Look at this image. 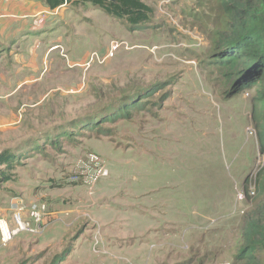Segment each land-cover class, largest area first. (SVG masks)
Listing matches in <instances>:
<instances>
[{
    "label": "rangeland",
    "instance_id": "374dc122",
    "mask_svg": "<svg viewBox=\"0 0 264 264\" xmlns=\"http://www.w3.org/2000/svg\"><path fill=\"white\" fill-rule=\"evenodd\" d=\"M178 2L173 18L150 5L152 22L137 30L90 4L64 21L67 57L53 58L76 63L75 91L0 131V151L17 158L0 208L23 193L54 220L0 244V264H52L68 248L62 264H233L246 245L264 166L254 92L226 96L209 60L215 13L205 0Z\"/></svg>",
    "mask_w": 264,
    "mask_h": 264
},
{
    "label": "trees",
    "instance_id": "16d2710c",
    "mask_svg": "<svg viewBox=\"0 0 264 264\" xmlns=\"http://www.w3.org/2000/svg\"><path fill=\"white\" fill-rule=\"evenodd\" d=\"M42 1L52 10L66 4L73 7L90 4L134 30L150 24L155 14L153 7L143 0ZM205 7L215 13L207 15L214 25V47L209 60L216 66L222 81H226L229 90L225 94L228 98L244 90L254 92L251 99L252 120L259 152L264 155V0H205ZM241 75L242 80L237 83ZM16 160L12 150L1 151L0 191L4 184L16 179ZM254 187L251 198L255 197L260 208L247 223L246 245L236 255L233 264H264V166L256 174ZM72 250L68 248L52 264H62L64 256Z\"/></svg>",
    "mask_w": 264,
    "mask_h": 264
},
{
    "label": "crops",
    "instance_id": "0c3cea01",
    "mask_svg": "<svg viewBox=\"0 0 264 264\" xmlns=\"http://www.w3.org/2000/svg\"><path fill=\"white\" fill-rule=\"evenodd\" d=\"M143 1L152 6L157 1L162 15L172 18L170 12H180L177 2H182ZM164 8L169 13H164ZM84 9L92 10L89 4H66L52 10L42 0H0V131H11L12 125L22 124L28 109L42 107L54 93L75 91V70L70 66L76 63H68L66 69L53 58V53L60 52L58 57L66 59L68 47L64 38L69 33L64 21L72 14L80 16ZM15 194L29 200L23 193ZM19 199L11 200L8 211L0 208V217L11 216L12 205ZM23 235L26 238L30 234Z\"/></svg>",
    "mask_w": 264,
    "mask_h": 264
},
{
    "label": "built area",
    "instance_id": "2783aa9c",
    "mask_svg": "<svg viewBox=\"0 0 264 264\" xmlns=\"http://www.w3.org/2000/svg\"><path fill=\"white\" fill-rule=\"evenodd\" d=\"M122 43H115L114 48L117 49L123 45ZM64 56L66 57V54ZM93 161L100 162V159L97 156H93ZM97 173L99 177L107 175V171L103 167ZM99 177L97 176L93 179L94 183L92 185L95 184ZM11 213L10 222L5 218H0V244L2 248H6L22 234L40 235L47 225L53 222L55 216L43 202H36L26 206L20 199L16 200L12 205Z\"/></svg>",
    "mask_w": 264,
    "mask_h": 264
},
{
    "label": "water",
    "instance_id": "95a60500",
    "mask_svg": "<svg viewBox=\"0 0 264 264\" xmlns=\"http://www.w3.org/2000/svg\"><path fill=\"white\" fill-rule=\"evenodd\" d=\"M243 75V74H242ZM242 75L236 80V82H240L242 80ZM0 154H1V151H0Z\"/></svg>",
    "mask_w": 264,
    "mask_h": 264
}]
</instances>
